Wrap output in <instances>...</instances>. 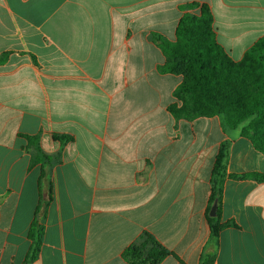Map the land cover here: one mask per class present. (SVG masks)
<instances>
[{
    "label": "crops",
    "instance_id": "0c3cea01",
    "mask_svg": "<svg viewBox=\"0 0 264 264\" xmlns=\"http://www.w3.org/2000/svg\"><path fill=\"white\" fill-rule=\"evenodd\" d=\"M193 3L235 61L264 37V0H0V264H27L34 223L30 264H129L145 232L173 254L160 264H264V182L227 178L217 241L207 220L221 143L231 175H264V153L170 110L183 76L152 36L175 41Z\"/></svg>",
    "mask_w": 264,
    "mask_h": 264
},
{
    "label": "trees",
    "instance_id": "16d2710c",
    "mask_svg": "<svg viewBox=\"0 0 264 264\" xmlns=\"http://www.w3.org/2000/svg\"><path fill=\"white\" fill-rule=\"evenodd\" d=\"M185 13L176 30L175 41L159 34L152 39L162 49L166 63L162 72L183 76L175 92L177 102L170 107L177 118L193 121L200 117L218 116L226 133L238 132L249 139L254 148L264 153V37L259 39L235 61L218 43L214 16L207 4L193 3L184 8ZM7 54L3 55V62ZM64 144L69 137L55 135ZM36 152H41L39 138L28 136ZM231 141L221 143L211 176V195L207 220L210 240L217 241L230 224H221V203L227 178L255 179L264 182L262 174H228ZM217 203V215L211 217L210 210ZM35 242L27 264L36 260L42 242L43 228L34 223L30 233ZM172 252L165 248L152 234L145 232L141 240L123 252L129 264H160ZM199 264H214L216 254L201 253Z\"/></svg>",
    "mask_w": 264,
    "mask_h": 264
},
{
    "label": "water",
    "instance_id": "95a60500",
    "mask_svg": "<svg viewBox=\"0 0 264 264\" xmlns=\"http://www.w3.org/2000/svg\"><path fill=\"white\" fill-rule=\"evenodd\" d=\"M217 209H218V204L215 203V204L212 206L211 210H210V216H211V217H216V215H217Z\"/></svg>",
    "mask_w": 264,
    "mask_h": 264
}]
</instances>
